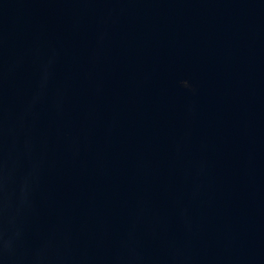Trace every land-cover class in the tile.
Here are the masks:
<instances>
[{"label":"water","instance_id":"water-1","mask_svg":"<svg viewBox=\"0 0 264 264\" xmlns=\"http://www.w3.org/2000/svg\"><path fill=\"white\" fill-rule=\"evenodd\" d=\"M0 264H264V0H0Z\"/></svg>","mask_w":264,"mask_h":264}]
</instances>
